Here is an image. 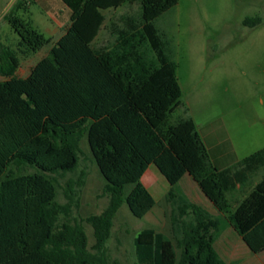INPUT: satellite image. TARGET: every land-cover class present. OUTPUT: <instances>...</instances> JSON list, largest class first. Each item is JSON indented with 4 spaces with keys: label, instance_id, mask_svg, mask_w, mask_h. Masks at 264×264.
<instances>
[{
    "label": "trees",
    "instance_id": "obj_1",
    "mask_svg": "<svg viewBox=\"0 0 264 264\" xmlns=\"http://www.w3.org/2000/svg\"><path fill=\"white\" fill-rule=\"evenodd\" d=\"M177 1L61 0L69 27L26 78L16 76L20 56L50 42L18 16L21 1L5 15L19 41L0 54V264H108L106 242L124 205L136 219L168 209L163 231L149 226L134 237L136 264H227L214 249L227 228L251 253L264 251V176L250 187L264 170V148L218 170L192 118L172 120L182 93L172 43L156 21ZM123 6L106 27L110 41L95 47L104 12ZM83 138L109 197L85 219L92 245L81 224L58 223L70 204L59 203L57 176L78 168ZM151 165L169 186L158 204L142 183ZM185 175L218 216L188 199Z\"/></svg>",
    "mask_w": 264,
    "mask_h": 264
},
{
    "label": "rangeland",
    "instance_id": "obj_2",
    "mask_svg": "<svg viewBox=\"0 0 264 264\" xmlns=\"http://www.w3.org/2000/svg\"><path fill=\"white\" fill-rule=\"evenodd\" d=\"M16 1L23 3L18 16L29 20L50 42L26 58L20 56L17 76L25 78L65 34L70 11L61 0H0V54L4 47L15 50L19 41L4 19ZM127 11L123 6L104 12L106 21L94 42L95 47L107 45L110 38L106 27ZM255 18H260V25L254 28L244 25L246 19ZM156 26L172 43L182 93L181 105L172 120L190 116L202 138L206 132L216 131L210 140L228 155L222 167L264 148V0H178L172 10L156 21ZM1 80L5 79L0 76ZM79 149L78 168L57 176L61 186L59 203L70 204V214L67 218L61 215L58 223L81 224L92 245V229L85 219L100 215L108 207L109 197L86 138L80 141ZM147 171L155 172L156 180L147 190L158 204L169 186L153 165ZM263 176L264 170L252 178L250 187ZM149 179L146 175L144 182L149 183ZM69 185L71 200L65 196ZM179 186L193 202L207 210L213 209L188 175L181 179ZM240 197L242 194L238 193L237 198ZM167 210L157 205L144 218L136 219L122 206L113 219L106 242L108 264H136L134 237L149 226L163 231ZM222 241L236 247L239 258L247 261L254 257L232 229L222 236ZM216 244L214 248L223 258L222 242Z\"/></svg>",
    "mask_w": 264,
    "mask_h": 264
},
{
    "label": "crops",
    "instance_id": "obj_3",
    "mask_svg": "<svg viewBox=\"0 0 264 264\" xmlns=\"http://www.w3.org/2000/svg\"><path fill=\"white\" fill-rule=\"evenodd\" d=\"M16 76H17V73H16ZM18 77V76H17ZM20 78V77H19ZM26 78V77H25ZM216 135V131H211V133L209 132H206L205 133V138H202L203 140V143L205 144L206 146V149L209 153V157H210V160L213 164V166L218 169V170H223V169H226V168H229L231 167L232 165L236 164L237 162L239 161H234L232 164H229L228 166L226 167H222V164L224 163L226 157L228 156L227 153H225L221 148H219L220 146H217V144H215L211 139V137H214ZM247 157V156H246ZM245 158V157H244ZM242 160V159H241ZM157 170V169H156ZM158 172V171H157ZM159 173V172H158ZM146 175H149L150 179H149V183L144 182V177H146ZM156 180V175H155V172L154 171H147L145 173V175L143 176L142 178V183L144 184V186L146 188H149L151 187L154 182ZM181 188V187H180ZM183 191V190H182ZM184 192V191H183ZM184 194L187 196V194L184 192ZM188 197V196H187ZM188 199L193 202L189 197ZM195 203V202H193ZM197 204V203H195ZM199 205V204H197ZM202 207V206H201ZM205 209V208H204ZM207 210V209H206ZM210 214L214 215V216H218L217 212L215 211V209L213 208L212 210H207ZM228 230L230 231L231 228H227L226 230H224L223 232L220 233V235L218 236V238L216 239L215 243L218 244V241L219 242H222V253H223V258L220 256V254L217 252L216 248L215 251L217 252V254L219 255V257L225 262V263H231V262H234L236 264H264V251L260 254H253L249 251V249L247 248V252L249 254H252L254 257L250 258L249 260L245 261L244 259H241L239 258L238 254H237V249L236 247H232L230 245H228L227 243H225L224 241H222V236L225 235L226 232H228ZM224 240V239H223ZM243 242V241H242ZM215 243H214V246H215ZM216 244V245H217ZM245 245V244H244ZM225 259H227L228 261H226Z\"/></svg>",
    "mask_w": 264,
    "mask_h": 264
}]
</instances>
